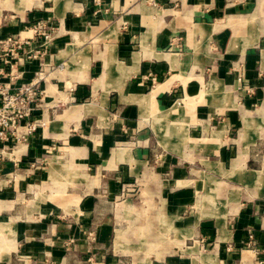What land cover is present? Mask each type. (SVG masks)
<instances>
[{"label":"crops","instance_id":"obj_1","mask_svg":"<svg viewBox=\"0 0 264 264\" xmlns=\"http://www.w3.org/2000/svg\"><path fill=\"white\" fill-rule=\"evenodd\" d=\"M7 37L44 126L0 145V264H264V0H0Z\"/></svg>","mask_w":264,"mask_h":264},{"label":"built area","instance_id":"obj_2","mask_svg":"<svg viewBox=\"0 0 264 264\" xmlns=\"http://www.w3.org/2000/svg\"><path fill=\"white\" fill-rule=\"evenodd\" d=\"M54 30V25L49 21H39V23L27 28L32 37H41L45 44L51 41ZM27 41V38L21 37L2 39L0 42V80L2 76L7 75V70L12 68L14 60L19 56L18 53L22 51V46L26 45ZM27 59L29 61L36 60V53H29ZM40 79L41 75L38 74L35 80L21 84L12 94L6 86L0 87V145L8 139L16 142L24 141L44 126L43 121L29 119L31 108L34 105L33 100L40 93L38 89ZM1 156L0 153V159Z\"/></svg>","mask_w":264,"mask_h":264},{"label":"rangeland","instance_id":"obj_3","mask_svg":"<svg viewBox=\"0 0 264 264\" xmlns=\"http://www.w3.org/2000/svg\"><path fill=\"white\" fill-rule=\"evenodd\" d=\"M36 124H37V122H36ZM37 127V126H36ZM133 146H136V143L134 142V145ZM139 202V201H138ZM139 204H141V202H139Z\"/></svg>","mask_w":264,"mask_h":264}]
</instances>
